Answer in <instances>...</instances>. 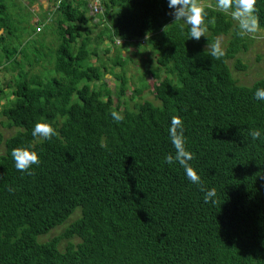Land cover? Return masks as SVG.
<instances>
[{"label": "trees", "instance_id": "trees-1", "mask_svg": "<svg viewBox=\"0 0 264 264\" xmlns=\"http://www.w3.org/2000/svg\"><path fill=\"white\" fill-rule=\"evenodd\" d=\"M86 1L50 0L33 22L21 2L0 0V71L10 75L0 125L13 130L6 139L0 132V264H264V100L254 96L264 72L250 86L231 77L226 62L247 44L236 21L205 7L208 31L197 41L173 23L169 0H97L101 12L89 17ZM256 9L264 30V0ZM225 35L217 60L210 46ZM104 40L122 44L106 59ZM128 46L153 58L156 69L144 75L156 81L157 106L124 98L130 58L119 50ZM173 116L215 203L204 202L179 163L165 162L175 156ZM37 122L57 134L34 137ZM14 148L40 157L31 175L16 169Z\"/></svg>", "mask_w": 264, "mask_h": 264}, {"label": "clouds", "instance_id": "clouds-1", "mask_svg": "<svg viewBox=\"0 0 264 264\" xmlns=\"http://www.w3.org/2000/svg\"><path fill=\"white\" fill-rule=\"evenodd\" d=\"M203 2H198V0H169V8L175 9L174 12L170 13V15L174 17L173 23L183 21L184 24L188 25L190 28L189 39H195L198 41L202 36L205 37V34L208 31L205 22L207 16L205 10L206 6L200 4ZM256 4L257 0H216V7L222 11L230 12L232 18L237 21V35L240 37L247 34L257 33L260 29L259 17L256 14ZM99 10L100 9L97 8V11ZM214 22L215 18L208 21V23ZM184 24L180 25L182 29ZM167 26L168 25L164 27V31ZM210 47V55L213 58L218 60L225 55L220 38H217ZM254 96L257 100H264V88L257 89ZM111 116L116 122H121L124 119V116L118 111H112ZM56 134L55 128L47 122H37L32 132L34 137L39 136L48 140ZM169 136L171 143L175 148V156L172 154L167 155L165 157V162L168 164L174 162L179 163V165L184 168L186 177L189 181L201 186L200 190L205 193L204 202L215 203L216 189H205L201 184L200 176L190 164V161L194 159V154L188 151L185 147L186 139L184 136L183 121L179 116H173L171 118ZM250 136L253 140H257L261 137V132L253 129L250 132ZM11 155L16 169L29 175L32 174L30 171L32 166L39 165L40 163V157L38 154L35 151H30L28 148H14Z\"/></svg>", "mask_w": 264, "mask_h": 264}, {"label": "rangeland", "instance_id": "rangeland-1", "mask_svg": "<svg viewBox=\"0 0 264 264\" xmlns=\"http://www.w3.org/2000/svg\"><path fill=\"white\" fill-rule=\"evenodd\" d=\"M23 4L24 7H28L30 11H32L31 19L33 22L37 20L38 15H42L43 11H45L49 5L50 0H40L39 2H35L33 5H28L25 1L22 2L21 0H17ZM87 17L93 16L94 14H99L101 12L100 5H98L97 0H87ZM203 6L211 7L216 10H220L214 5L213 0H207L203 3H200ZM97 8L100 10L97 11ZM222 11V10H220ZM225 12V11H222ZM228 16L232 17L230 12H225ZM234 20V19H233ZM92 22H96V19L93 17ZM182 23H184L182 21ZM237 23V21H236ZM238 24V23H237ZM96 32V30H95ZM247 39L246 44V50L241 51L238 55L235 56L233 60H228L226 62V65L230 71L231 77L240 85L244 86H250L253 81L261 78L263 76L264 72V30L259 29L257 33L254 34H247L243 36ZM218 38L221 39L222 47L225 49L227 42L229 40V36H219ZM217 39V38H216ZM215 39V40H216ZM122 44L119 40H114L113 46L104 40V44L101 45V49L103 48H109V51L106 55H102V59H106V57H112L114 54V47L120 48ZM120 55L121 56H128L130 58V61L127 62L126 65H124V68L122 69V74H124V78L126 80L125 82V93L124 98L128 102V99L131 98L130 103L134 102H143L147 101L152 103L153 105H157L156 101L153 98L152 95V89L156 85V81L152 77H148L144 75L145 71H151L155 70L156 67L154 65V62H152L153 58L152 56L147 52L143 51L139 55H136V49L132 46L127 47V52L123 49H120ZM100 55V54H99ZM238 62L240 66H243V69L235 68V64ZM113 72H118L121 69L118 67H114L111 69ZM157 75L159 79H162L164 77V74L162 72L157 71ZM10 77L9 74H5L0 71V87H4L3 84H5L6 80ZM104 82L106 86L109 88V90L113 91L114 89V83L110 79L109 74H105L104 76ZM141 83V86H138V84ZM134 89H140V94H137ZM129 105V103H128ZM1 121V118H0ZM0 132L2 133L3 139L8 138L11 134H13V130H6L1 127L0 125ZM0 150V154H1ZM78 216V212H75L62 226L54 229L48 236L42 238V241L48 240L53 236L59 235L63 229L66 228V226L73 221ZM72 243H75V240L71 241ZM65 244V240H62L60 244L58 245V250L62 251V247Z\"/></svg>", "mask_w": 264, "mask_h": 264}]
</instances>
